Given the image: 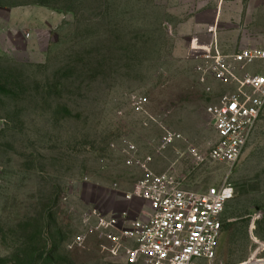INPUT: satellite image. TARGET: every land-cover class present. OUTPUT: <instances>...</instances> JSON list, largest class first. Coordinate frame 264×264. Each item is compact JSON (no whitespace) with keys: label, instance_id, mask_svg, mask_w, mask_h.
Returning <instances> with one entry per match:
<instances>
[{"label":"rangeland","instance_id":"obj_1","mask_svg":"<svg viewBox=\"0 0 264 264\" xmlns=\"http://www.w3.org/2000/svg\"><path fill=\"white\" fill-rule=\"evenodd\" d=\"M194 3L0 0V264H130L95 222L148 210L127 198L144 176L131 157L186 189L231 183L217 263L264 245V109L233 166L208 159L207 108L237 84L211 58L231 54L189 31Z\"/></svg>","mask_w":264,"mask_h":264},{"label":"built area","instance_id":"obj_2","mask_svg":"<svg viewBox=\"0 0 264 264\" xmlns=\"http://www.w3.org/2000/svg\"><path fill=\"white\" fill-rule=\"evenodd\" d=\"M213 51L211 58L218 77L235 81L237 88L207 108L215 132L207 156L211 161L233 166L264 109V47L243 48L229 57H223L216 47ZM232 65L246 70V74L237 77ZM177 138L179 134L166 131L164 145ZM188 154L196 163L205 160L197 147H189ZM149 161L150 157L142 161L131 157L127 162H134L144 173L127 198L140 199L148 210L131 221L125 211L97 216L95 230L101 231L107 242L103 250L111 257L123 256L130 264H219L216 260L221 215L234 196L231 183L203 190L186 189L169 173L155 174L149 170ZM262 250L264 245H259L249 257L234 264H264Z\"/></svg>","mask_w":264,"mask_h":264},{"label":"crops","instance_id":"obj_3","mask_svg":"<svg viewBox=\"0 0 264 264\" xmlns=\"http://www.w3.org/2000/svg\"><path fill=\"white\" fill-rule=\"evenodd\" d=\"M190 32L215 40L223 53L264 47V0H195ZM214 45V43H213Z\"/></svg>","mask_w":264,"mask_h":264}]
</instances>
